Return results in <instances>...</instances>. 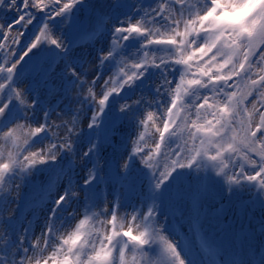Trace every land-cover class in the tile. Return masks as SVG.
Listing matches in <instances>:
<instances>
[{"label":"snow or ice","instance_id":"snow-or-ice-1","mask_svg":"<svg viewBox=\"0 0 264 264\" xmlns=\"http://www.w3.org/2000/svg\"><path fill=\"white\" fill-rule=\"evenodd\" d=\"M244 191L264 0H0V264H264Z\"/></svg>","mask_w":264,"mask_h":264},{"label":"rangeland","instance_id":"rangeland-1","mask_svg":"<svg viewBox=\"0 0 264 264\" xmlns=\"http://www.w3.org/2000/svg\"><path fill=\"white\" fill-rule=\"evenodd\" d=\"M241 88L243 89V85H241ZM151 143L152 142L149 140V145L148 146H151ZM163 162L164 161H161V163H163ZM238 197L242 199V202H247L245 204V207L246 208H250V209L253 210V215H254V217L258 221V219L260 218V216L262 214H264V213H262V211L260 209V206H259V203H255V204L251 203L252 201H255L256 200V194L254 192L253 193H249L247 191L238 192L233 199L236 200V201H239V198ZM180 230H181V232H186L187 231L184 228L183 229H180ZM186 242H188V245L190 246L189 248H193L194 250H198V245L195 244V240H194V237L193 236L189 235L187 237Z\"/></svg>","mask_w":264,"mask_h":264},{"label":"bare ground","instance_id":"bare-ground-1","mask_svg":"<svg viewBox=\"0 0 264 264\" xmlns=\"http://www.w3.org/2000/svg\"><path fill=\"white\" fill-rule=\"evenodd\" d=\"M239 198V197H238ZM242 201V199L241 198H239V201L238 202H241ZM185 230H187L186 228H184Z\"/></svg>","mask_w":264,"mask_h":264}]
</instances>
